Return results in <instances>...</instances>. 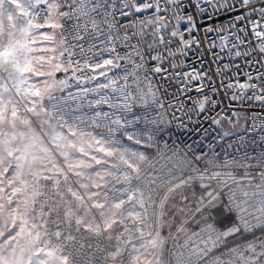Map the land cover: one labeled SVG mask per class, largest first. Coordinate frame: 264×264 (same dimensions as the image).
<instances>
[{
  "label": "built area",
  "instance_id": "built-area-1",
  "mask_svg": "<svg viewBox=\"0 0 264 264\" xmlns=\"http://www.w3.org/2000/svg\"><path fill=\"white\" fill-rule=\"evenodd\" d=\"M57 4L64 87L49 98L48 123L73 134L98 131L112 143L98 196L117 199L122 216L112 236L87 220L81 194L66 175L30 173L26 187L37 233L65 254L67 264H134L136 248L156 235L165 195L180 186L189 191L179 221L166 233L165 264H264V128L257 131L244 118L247 111L248 121L260 119L259 109L245 106L238 122L193 131L136 71L147 17L120 26L114 0ZM34 15L50 19L51 6L38 3ZM211 59L206 54L202 64L190 51L185 70H207ZM218 206L233 214L230 223H218Z\"/></svg>",
  "mask_w": 264,
  "mask_h": 264
},
{
  "label": "rangeland",
  "instance_id": "rangeland-1",
  "mask_svg": "<svg viewBox=\"0 0 264 264\" xmlns=\"http://www.w3.org/2000/svg\"><path fill=\"white\" fill-rule=\"evenodd\" d=\"M40 2L51 6L50 19L34 15ZM59 20L57 0H0V264H67L37 233L26 187L30 173L66 175L81 194L87 220L112 236L122 216L117 199L98 196L112 143L98 131L73 134L48 123L49 98L64 87ZM180 188L165 195L156 235L136 248L134 264H165L166 233L179 221L189 191Z\"/></svg>",
  "mask_w": 264,
  "mask_h": 264
},
{
  "label": "snow or ice",
  "instance_id": "snow-or-ice-1",
  "mask_svg": "<svg viewBox=\"0 0 264 264\" xmlns=\"http://www.w3.org/2000/svg\"><path fill=\"white\" fill-rule=\"evenodd\" d=\"M124 2L114 0L112 9L120 26L147 17L143 41L137 42L143 51L135 54L136 71L149 81L158 102L169 101L179 121L193 131L220 129L225 121L238 122V109L248 106L259 109L260 119L248 121L245 111L246 123L264 128V0H134L117 11L115 3ZM193 50L202 64L211 54L207 70H185ZM215 211L218 223H230L232 213L222 206Z\"/></svg>",
  "mask_w": 264,
  "mask_h": 264
}]
</instances>
